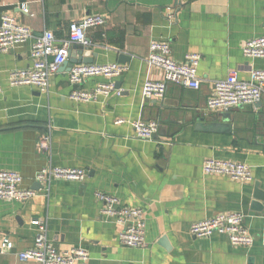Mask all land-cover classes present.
Instances as JSON below:
<instances>
[{
	"label": "crops",
	"instance_id": "1",
	"mask_svg": "<svg viewBox=\"0 0 264 264\" xmlns=\"http://www.w3.org/2000/svg\"><path fill=\"white\" fill-rule=\"evenodd\" d=\"M2 14L29 26L34 39L48 31L58 42L69 38L73 21L100 14L106 23L87 32V59L128 70L113 79L90 77L78 87L91 91L112 80L119 95L76 102L69 71L62 69L50 78L49 92L9 84L11 71L31 65L34 39L0 53V170L20 173L23 187L37 191L25 203L0 199V264H36L20 261L18 253L33 246L42 226L59 250L89 251V261L78 264H264V200L255 199L256 183L264 193V99L230 112L207 109L215 81L232 71L248 80L253 69H264V59L242 52L248 40L264 37V0H0ZM159 39L171 43L176 61L201 55L199 90L170 85L162 101L143 97L145 82L162 78L147 63L150 43ZM82 58L78 51L75 59ZM151 120L159 124L156 136L138 138L133 123ZM203 123H230V129L200 130ZM44 137L48 146L41 149ZM210 158L248 164L254 181L204 173ZM47 166L82 168L87 178L53 180L47 190L35 181ZM97 192L142 209L146 248L120 244L121 227L102 215ZM234 212L244 214L253 246L234 247L218 233L190 234L193 223ZM5 240L12 249L1 250Z\"/></svg>",
	"mask_w": 264,
	"mask_h": 264
},
{
	"label": "built area",
	"instance_id": "2",
	"mask_svg": "<svg viewBox=\"0 0 264 264\" xmlns=\"http://www.w3.org/2000/svg\"><path fill=\"white\" fill-rule=\"evenodd\" d=\"M29 13L27 7L23 8ZM167 16L174 19L173 11ZM106 19L100 14L88 15L73 21L69 27V38L58 42L50 32H44L35 37L32 29L11 14L0 16V53H6L17 45L33 40L31 48L32 63L24 69L13 70L9 73L8 82L13 87L33 86L42 92H49L50 78L59 72L68 60L72 45L80 44L90 47L91 41L87 32L90 29L105 25ZM147 63L162 71V78L151 79L143 86V97L146 100H164L170 85H176L192 90H199L201 79L198 67L201 55L189 54L185 61H176L172 56V45L165 40H153L149 46ZM243 55L248 59H264V37L248 40L242 47ZM128 67L120 63L74 65L69 72V82L74 86L70 99L76 102L90 103L100 97L120 94L112 80L97 85L87 91L78 88L86 79L93 76H104L113 79L121 76ZM3 86L0 78V94ZM264 99V69H253L248 80H243L239 72L232 71L226 79L214 83L213 94L207 101V109L211 112H230L244 105L260 102ZM126 123L125 119H118L116 124ZM135 135L143 140H153L159 124L157 121H139L133 125ZM48 137L40 140V148L48 146ZM204 173L208 175L226 176L235 181L253 182L252 168L243 162L225 159H207L202 165ZM87 172L82 168L44 167L35 177V181L45 185L53 180L83 182ZM37 193L36 190L23 187V177L20 173L11 170H0V199L25 203ZM97 198L104 203L102 215L115 219L121 230L118 239L121 245L133 248H146V223L142 209L120 205V200L111 194L97 192ZM215 233L225 235L234 247H251L255 243L254 236L245 225L243 213H219L211 218L198 221L190 226V234L196 238H209ZM264 245V237L262 239ZM13 248L12 242L5 240L1 250ZM23 262L36 264H78L86 263L90 259L89 251L83 246L59 250L48 237L45 226L40 228L33 246L18 253Z\"/></svg>",
	"mask_w": 264,
	"mask_h": 264
},
{
	"label": "water",
	"instance_id": "3",
	"mask_svg": "<svg viewBox=\"0 0 264 264\" xmlns=\"http://www.w3.org/2000/svg\"><path fill=\"white\" fill-rule=\"evenodd\" d=\"M86 47L80 45V44H75L74 48L69 51V56L68 60L63 64V66L60 68L63 71H71L74 65L80 64V63H88V64H93L94 59H87L88 57L92 56V53L90 49H85ZM78 51L83 53L85 55V58L82 59H75L76 55L78 54ZM85 51V53H84ZM94 57V56H93ZM224 117V120H230V114L229 113H224L221 114ZM229 122V121H226ZM227 125V126H226ZM200 130H206L210 132H229L230 129V123L229 124H221V123H203L198 125ZM41 184V183H40ZM40 187H43V184H41ZM256 188V196L255 199L257 202H262L264 200V193L260 191L259 188V183L255 184Z\"/></svg>",
	"mask_w": 264,
	"mask_h": 264
}]
</instances>
